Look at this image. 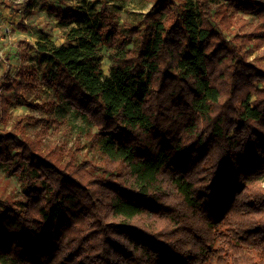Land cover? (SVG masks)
Returning <instances> with one entry per match:
<instances>
[{"label": "trees", "instance_id": "obj_1", "mask_svg": "<svg viewBox=\"0 0 264 264\" xmlns=\"http://www.w3.org/2000/svg\"><path fill=\"white\" fill-rule=\"evenodd\" d=\"M226 2L264 15V0ZM49 10L69 29L67 44L37 43L54 70L43 80L97 128V163L0 130V166L24 192L0 200V264H264V63L249 60L257 27L230 43L210 0H157L128 49L137 33L110 15ZM36 74L4 75V119L8 94L35 89Z\"/></svg>", "mask_w": 264, "mask_h": 264}, {"label": "rangeland", "instance_id": "obj_2", "mask_svg": "<svg viewBox=\"0 0 264 264\" xmlns=\"http://www.w3.org/2000/svg\"><path fill=\"white\" fill-rule=\"evenodd\" d=\"M157 0H28L23 5L13 0H0V16H3V26H0V95L3 91L6 73L15 76L20 69H35L38 84L35 89L21 94H8L9 112L4 119L0 115V130L24 135L33 141H39L41 148L48 153L57 148L68 151L66 161L72 158L79 164L90 161L94 164L97 159L91 149L90 136L97 128L84 121L82 116L60 95H57L43 80L54 70L50 65L41 63L36 50L37 43L48 37L56 45L67 44L66 33L68 26L62 25L50 12V7L61 9H82L89 13L112 16L118 30L124 34L141 32L146 27L148 15ZM180 3L183 0H175ZM213 20L226 37L233 43L242 26L249 29L257 27L261 44L253 42L250 46L251 62L264 63V15L245 13L241 9L227 4L226 0H210ZM226 24H230L226 28ZM76 26V24H74ZM140 43V34L129 39L127 48L134 49ZM119 47V46H118ZM117 49L116 44L101 47L103 55L102 69L110 74L112 61L111 53ZM258 84V87H262ZM32 104L33 106H30ZM49 120L57 124L45 128ZM0 200L24 201L23 184L19 177L12 174L6 167L0 166Z\"/></svg>", "mask_w": 264, "mask_h": 264}, {"label": "crops", "instance_id": "obj_3", "mask_svg": "<svg viewBox=\"0 0 264 264\" xmlns=\"http://www.w3.org/2000/svg\"><path fill=\"white\" fill-rule=\"evenodd\" d=\"M24 4V3H23ZM23 4H21V5H23ZM0 11L1 12H4V11H2V9H1V4H0ZM4 20V18H3V16H0V26H3V21Z\"/></svg>", "mask_w": 264, "mask_h": 264}, {"label": "built area", "instance_id": "obj_4", "mask_svg": "<svg viewBox=\"0 0 264 264\" xmlns=\"http://www.w3.org/2000/svg\"><path fill=\"white\" fill-rule=\"evenodd\" d=\"M16 2V4H23L25 2H27L28 0H13Z\"/></svg>", "mask_w": 264, "mask_h": 264}]
</instances>
